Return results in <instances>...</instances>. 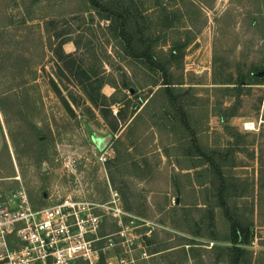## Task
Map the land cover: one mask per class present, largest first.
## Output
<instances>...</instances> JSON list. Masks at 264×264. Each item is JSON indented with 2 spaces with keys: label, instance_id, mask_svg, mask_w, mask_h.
<instances>
[{
  "label": "rangeland",
  "instance_id": "obj_1",
  "mask_svg": "<svg viewBox=\"0 0 264 264\" xmlns=\"http://www.w3.org/2000/svg\"><path fill=\"white\" fill-rule=\"evenodd\" d=\"M131 2L153 25L174 15L135 40L161 67L126 53L87 0H0V190L45 208L75 191L104 199L109 182L147 222L138 264H229L227 210L250 232L239 264H264V85L236 84L252 64L264 73V0ZM20 74L37 86L16 95ZM96 136L112 137L103 152ZM201 152L223 172L224 207Z\"/></svg>",
  "mask_w": 264,
  "mask_h": 264
},
{
  "label": "built area",
  "instance_id": "obj_2",
  "mask_svg": "<svg viewBox=\"0 0 264 264\" xmlns=\"http://www.w3.org/2000/svg\"><path fill=\"white\" fill-rule=\"evenodd\" d=\"M108 188L104 199L75 191L45 208L33 207L22 186L0 190V264H138L149 259L140 236L141 222H147L125 209L109 182Z\"/></svg>",
  "mask_w": 264,
  "mask_h": 264
},
{
  "label": "trees",
  "instance_id": "obj_3",
  "mask_svg": "<svg viewBox=\"0 0 264 264\" xmlns=\"http://www.w3.org/2000/svg\"><path fill=\"white\" fill-rule=\"evenodd\" d=\"M115 1H123V0H109L108 2L106 0H87L88 5L92 9H96L99 12V17L101 20L109 22V25L111 28L114 29L116 32V36L120 39L121 43L124 44V50L129 55L134 56L135 58L144 59V63L147 65V67L151 70L157 67H161L158 64L157 59H155L151 53V48L148 47V49L137 53L136 49L134 48L135 40L137 39V36H143V34L151 33L150 30H153L156 32L157 28L164 29H171L174 27V15L172 14V18H166L162 22V19L159 21L160 23H151V21H147L148 19L146 17H143L141 13L131 10L132 2L129 1L130 8L123 9L120 6H114L116 3ZM160 0H155V5L159 6ZM164 11L166 9H163ZM254 17H261V19L264 21V9L253 12ZM139 19V20H138ZM175 47V46H174ZM58 51V52H57ZM56 54H62V49L59 47V49H56ZM172 61H175L177 59L175 54H171ZM20 61L18 62V64ZM261 71V66L257 64H252L247 72V74H239L238 80L236 82L239 83L237 88H241L244 81H249L247 83L248 85H264V73H259ZM25 77V76H23ZM23 77L20 75H14L12 78L17 79ZM26 79H23L24 81L19 84H13L11 83L7 88H11L10 90L14 91L16 95H18L19 90L17 88H24L23 90L26 91L29 88L36 87L37 86V80L38 76L36 74L26 76ZM2 78H6V76H2ZM55 91L59 93L57 87L54 85ZM27 88V89H25ZM21 93V92H20ZM85 97H88V100L92 105L96 104V99L89 96L87 92H84ZM99 95V94H98ZM18 98V97H17ZM22 101H28L29 98H22L19 96ZM103 98V96H101ZM63 102L66 104L65 99L63 98ZM48 129V127H47ZM49 131V129H48ZM202 154V152H201ZM205 156L206 161L210 164L211 167L215 169V174L218 177L219 180V188L217 191V198L219 203L222 207L225 206V192L226 189L224 187L225 181L223 177V172L220 171L218 165L215 163L214 158L211 156H207L205 153L202 154ZM125 207V206H124ZM126 210L130 211V209L126 208ZM131 212V211H130ZM225 216L228 217L229 222L231 223L230 228V236L229 241L231 244H233V247L229 250H227V257L229 258V264H239L241 258L243 257V250H241L239 247H236V245H242L247 244L248 239L250 237V232L247 228L243 227L239 220L231 218L227 210H224Z\"/></svg>",
  "mask_w": 264,
  "mask_h": 264
},
{
  "label": "water",
  "instance_id": "obj_4",
  "mask_svg": "<svg viewBox=\"0 0 264 264\" xmlns=\"http://www.w3.org/2000/svg\"><path fill=\"white\" fill-rule=\"evenodd\" d=\"M111 140H112L111 136H107L106 138H100L96 136L95 139H93L96 148L98 149L99 152H103L105 147L111 142Z\"/></svg>",
  "mask_w": 264,
  "mask_h": 264
},
{
  "label": "bare ground",
  "instance_id": "obj_5",
  "mask_svg": "<svg viewBox=\"0 0 264 264\" xmlns=\"http://www.w3.org/2000/svg\"><path fill=\"white\" fill-rule=\"evenodd\" d=\"M247 128L251 129V126L250 127H247Z\"/></svg>",
  "mask_w": 264,
  "mask_h": 264
}]
</instances>
